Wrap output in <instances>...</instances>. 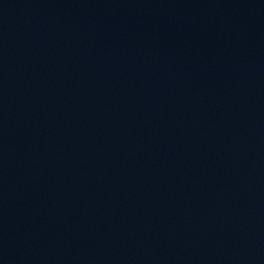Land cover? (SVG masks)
<instances>
[{
    "label": "water",
    "instance_id": "obj_1",
    "mask_svg": "<svg viewBox=\"0 0 264 264\" xmlns=\"http://www.w3.org/2000/svg\"><path fill=\"white\" fill-rule=\"evenodd\" d=\"M0 264H264V0H0Z\"/></svg>",
    "mask_w": 264,
    "mask_h": 264
}]
</instances>
